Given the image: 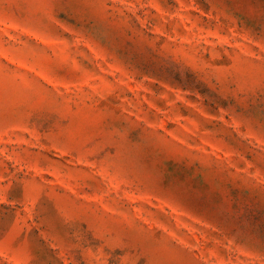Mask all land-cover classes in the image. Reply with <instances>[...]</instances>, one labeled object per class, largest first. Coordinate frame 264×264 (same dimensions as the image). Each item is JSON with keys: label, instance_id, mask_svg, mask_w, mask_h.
<instances>
[{"label": "rangeland", "instance_id": "obj_1", "mask_svg": "<svg viewBox=\"0 0 264 264\" xmlns=\"http://www.w3.org/2000/svg\"><path fill=\"white\" fill-rule=\"evenodd\" d=\"M0 264H264V0H0Z\"/></svg>", "mask_w": 264, "mask_h": 264}]
</instances>
